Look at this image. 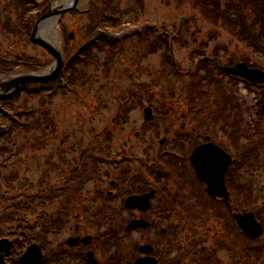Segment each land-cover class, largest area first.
<instances>
[{"label": "rangeland", "instance_id": "1", "mask_svg": "<svg viewBox=\"0 0 264 264\" xmlns=\"http://www.w3.org/2000/svg\"><path fill=\"white\" fill-rule=\"evenodd\" d=\"M41 1L38 2V5L40 3V8H38L40 11L37 13L35 20L33 19L32 31H34L40 19L51 10V7L55 6L57 8L64 2V0ZM93 1L79 0L77 14L74 11H68L62 15L51 17L40 30L39 36L43 38L42 30L52 20L57 21L56 28L59 33L57 46L63 53L65 61L62 75L67 65L73 62L72 60L77 54L81 56V54L88 52L90 48L95 46L91 45L84 50L83 48L90 44L88 43L89 40L94 35L103 32L101 28L97 27L93 34H89L91 20L86 14L90 12L94 4ZM262 1L258 6H254L256 1L253 0H114L112 3L114 10L111 11L112 14H115L113 24L123 25V29L113 32L115 35L130 34L131 31L128 30L130 26L139 25L144 30L147 25L153 26L155 30L152 32L155 35L151 38V41L142 43H136L128 39L126 40L127 44H120V47L113 52H98L99 49H94L90 54L89 52L86 53L89 57V59L86 58L87 62L91 58L94 60L90 63L82 60V56L77 57L75 61L79 63L75 68H78L80 72L85 71L86 77L82 79V82L78 81L76 83L73 89L77 91H75L76 93L67 86L62 88L63 85H61V88H57V93L52 98H50L51 92L44 93L40 97H32L27 94L20 97L18 104L40 107L41 113L38 112V115H43L44 119L47 118V120L46 124L43 123L44 127L41 130L33 131L28 136L24 137V134L15 132L11 134L13 141L11 145L5 141H0V149L9 147L10 152H12L9 155L11 158L7 157L4 160L9 167L5 172L0 171V211L6 208L2 203V199H12L10 191L6 190V186L9 190H13L10 188V184L15 189L17 184L22 185L23 182L28 184L29 188H32L33 184H37L29 192L30 197L37 198L42 194L37 192L38 187H40L38 184L42 181L41 190L43 193H51V196L58 195V187L60 188L61 185H59V179L62 171L71 170L72 158L74 156L78 157L77 149L81 151V148L90 147L91 144L104 146L109 141L108 138L112 140L110 143L113 147V157L122 155L128 150L129 154L142 155L148 152L142 148V145L147 142L153 144V150L154 147L156 150H164L166 146L159 147L160 141L164 138H168L171 146H175V131L170 128L169 131L167 130L168 126L171 125L170 119L166 121L160 116L159 122L155 121V123L148 124L144 121L143 111L148 104L145 102L151 99L163 100L166 104L162 106L166 105L168 108H172L173 115H178L179 119L186 118L187 108L191 107L189 104L190 95L196 97L198 101L202 100L200 97L198 98L194 91L195 87L205 84L201 81L202 78H199L201 75L206 77L212 74L213 79L211 80L216 78L213 83H223L224 91L226 88L227 91L225 92L233 94L232 97L225 95L214 97L215 89L213 88L208 97L211 101H216L215 98H217L219 102L223 99L227 102L228 107L219 105V108H222L221 116L224 115L225 118L220 122L226 129L231 128L232 133H240V130L242 136L246 133L249 138L246 137L245 142L248 144L257 140L259 145L255 154L258 155L257 150L259 151L260 147H264V116L257 114V112H260L261 107L259 108V106L264 102V92L258 93L255 90L248 92L247 88L242 86L236 88L234 83H228V80L219 74L218 66L248 63L252 66L256 65L257 69L264 71V54L258 53L246 42L241 41L240 34L236 36L233 27L226 24L221 26V22L224 23L223 21L229 20L231 22L240 19L241 21L248 19L247 22L253 24V20H250L251 16L256 15L257 18H260L264 15V0ZM213 3L216 4L215 7L210 6ZM204 6L207 10L211 8L210 11L216 9V15L209 17L210 20L220 21L218 24H212V22L203 18L201 12L205 11ZM23 10L24 6L19 4L17 0H0V36H3L1 32L13 22L15 23L14 29L19 32L17 34V44L23 40V36L21 37L22 30L25 29L24 16L21 13ZM27 10L28 8L25 9V11ZM100 11L99 8L98 12ZM256 17L254 20L257 19ZM147 21L151 22L142 26ZM262 24L264 23L261 22L258 28H261ZM9 31L12 32L10 26ZM166 31L170 36L165 41L167 44L161 48L158 41H161V36ZM134 39H137V37ZM259 45L264 48V38L260 40ZM22 48L23 54H26L27 62H40L46 65L37 73L52 72L55 60L40 45L24 44ZM5 51H0V55L2 56ZM205 58L214 59V63L210 62L207 65L208 68L203 67L201 63L202 59ZM172 59L175 60V65L169 62ZM17 62V66L25 64L21 61V55L17 56ZM201 67L203 68L201 69ZM175 71L178 72L179 76L175 74ZM34 72L21 70L15 71L12 75L33 74ZM193 72L194 74L191 75ZM7 78V76L0 73V81ZM69 78L70 75L66 80L68 84L71 80ZM194 80L196 83H192ZM204 88L209 89L208 87ZM66 91H68V94L63 95ZM123 94H127V96H121ZM118 101H123V103L137 102V104L128 114H119L117 110ZM42 104L45 105L44 108L47 106L52 111V118L49 115L46 116ZM235 106L238 109L237 114L233 112ZM229 116L230 118L227 120ZM214 120L218 121L217 118ZM214 120L210 122L216 123ZM235 120L238 121L239 125L237 129L232 128ZM137 133L140 134L139 137H136ZM226 137H230L228 130ZM63 151L67 156H60ZM259 152L260 158H256L253 168L250 164L245 179L240 177L238 171L231 175V182L238 190L240 187L242 188L240 185L244 181H254V183L257 181L260 188L264 187V155L262 156L261 151ZM245 157L248 159V156L245 155ZM2 160L0 157V162ZM254 164L256 167H254ZM106 166L95 163V169L103 173L108 170ZM186 171L187 173H185ZM183 173L189 176L188 169L184 168ZM3 175L10 178L5 180ZM46 182L49 187L46 186ZM47 187L50 191H45ZM252 190L251 194H247L248 198L245 206L252 208L256 204L258 209L264 207V189L260 192L256 191L257 188H252ZM253 196L255 197L253 198ZM250 201L251 205H248ZM40 205L42 207V202H34L31 209H37ZM12 212L13 210H9L8 214ZM25 216L27 221L31 223L36 219L30 210L25 213ZM229 217L230 215L227 218L223 216V218H226L224 223L221 221L216 223H213V221L204 222L200 232L194 235L195 241L210 240L213 243V248L215 247L213 253L216 255L213 254L212 257L211 254L210 257L211 261L215 260L217 264H222L224 261L225 263L230 262L229 253L226 250H220L221 245H219L224 238L227 240L230 238V234L226 229L229 225ZM202 218L204 217L202 216ZM97 221H103L100 215L97 217ZM201 225V223L197 224V226ZM10 226H6L4 230L9 231ZM204 230H207L208 234L205 235ZM239 237L241 236L238 235L237 238L239 239ZM261 240L264 241V235ZM196 250L193 249L194 255L198 252ZM256 251L257 256L248 264H264V250ZM211 261L209 260L208 263L213 264ZM236 261V264H244L243 259ZM232 263H235V261L232 260Z\"/></svg>", "mask_w": 264, "mask_h": 264}, {"label": "flooded vegetation", "instance_id": "2", "mask_svg": "<svg viewBox=\"0 0 264 264\" xmlns=\"http://www.w3.org/2000/svg\"><path fill=\"white\" fill-rule=\"evenodd\" d=\"M153 103L150 107L157 113L154 122H159L161 100L154 99ZM233 109L237 114L236 106ZM166 114L172 119L170 129L176 137L175 146L168 144L169 139L164 144L160 141V148L169 146L163 152L155 147L153 150L152 143L143 142L142 148L148 152L139 155L129 154L128 150L113 157L110 138L101 148L93 145L81 151L77 149L78 157L72 158L71 170L62 171L59 179L58 203L53 209L58 211V217L49 223L48 219L28 223L24 235L30 243L25 250L20 248L23 234L14 227L9 237L14 245L5 256L6 264H23L21 256L30 245L39 246L42 255V260L37 262L39 255L35 251L30 264H136L147 257L155 258L157 264H209L211 254L216 255L213 243L195 241L194 235L200 232L204 222L224 223L229 215L226 229L230 238H224L219 245L220 250L229 253L230 262L222 264H236L241 259L248 264L253 260L257 243L238 239L237 234L241 236L242 232L233 222L234 214H243L241 192L231 182V175L240 166L239 134L220 123L214 122L211 127V118L197 122L190 113L181 119L172 112ZM210 142L230 153L233 162L239 158L226 179L230 192L228 203L207 193L191 163L195 148ZM60 156L67 155L63 151ZM95 163L107 165L106 173L95 169ZM88 165L95 169L93 174L86 169ZM184 168L189 170V176L184 175ZM44 195L49 197L50 193ZM131 197L142 199L140 209L127 207ZM99 215L102 222L97 221ZM131 221L142 225L128 231ZM199 223L202 225L197 226ZM6 226L0 224V230ZM203 232L208 234L207 230ZM146 248L148 253L144 252ZM193 249H197V254L194 255ZM211 262L217 264L215 260Z\"/></svg>", "mask_w": 264, "mask_h": 264}, {"label": "trees", "instance_id": "3", "mask_svg": "<svg viewBox=\"0 0 264 264\" xmlns=\"http://www.w3.org/2000/svg\"><path fill=\"white\" fill-rule=\"evenodd\" d=\"M39 1L40 0H37V1L36 0H17L19 4H22L24 6V10L21 13L24 16L25 29L22 30V34L20 33L21 37L23 36V40L21 42H18L17 44V40H18L17 34L19 32L17 31V29L16 30L14 29L15 23L13 22L10 25L8 24L12 32L9 31V26H7L1 32L3 36L2 35L0 36V51H5V50L7 51H5V53H3L2 56L0 55V72L14 73L15 71H21V70L38 71L46 66L45 64L40 63V62L39 63L27 62L26 54L25 53L23 54L22 52V49H23L22 45L24 47V44L26 45L31 44L30 34L32 32V27L34 23L33 19L35 20L37 13L40 11V9H38L40 8L39 7L40 3L38 5ZM113 1L114 0H94L93 1L94 4L92 5L90 12L86 14V16H88L91 20L89 23V28L91 30L89 32L90 35L94 33V30H96L97 27L101 28L103 31H119L123 29L122 24L120 25L119 23H117V25L113 24L115 22L113 19L115 14L111 13V11L114 10L112 7ZM210 6L215 7L216 4L213 3V4H210ZM26 8H28L27 11H25ZM99 8L101 9L100 12H98ZM203 9L205 11L202 12V15L205 16L206 18H209V21L212 22V24L214 23L218 24L219 21L210 20L211 18L209 17V16L214 17L216 9H214V11H210L209 9L211 8L207 10L205 6L203 7ZM256 20L253 21V24L252 23L249 24V22L247 21H241V19L236 20V21H231V22L229 20L223 21L224 23L221 22V24L222 26H225L224 24H226L230 27H233L235 29L234 34L236 36H239L240 34L241 41L246 42L248 46L253 47L258 53L264 54V48H261L259 45L260 40L264 38V24H262L261 28H258L261 22L264 23V19L259 18ZM154 35H155L154 32H152L151 30H147L143 34L136 36L137 39H134L136 38L134 37L130 39L129 41H134L136 43L151 41V38ZM165 41L166 39H163V38H161V41L160 40L158 41V44L160 45L161 48H163V46L167 44ZM9 42L10 44H8ZM125 44L127 43L125 42ZM119 47H120V44H111V43H108L106 40L101 39L98 41V43L93 48H90L88 52L90 54L91 51H93L94 49H99L98 52H103V51L113 52ZM86 53L84 52L83 53L84 56L83 54H81V56L83 57L82 60L87 62L86 58L89 59V57H87L88 54ZM18 55H21V61L25 64H20L19 66H17V63H18L17 56ZM92 61L94 60H92L91 58V60H89L87 63H90ZM169 62L173 64L172 60H170ZM78 63L79 62L77 61H73L70 65H67L63 75L60 78V80H67L68 75H70L71 80H69V84L67 83V87L71 89L72 91H74V93L77 92L76 90H73L76 86V83L78 81L82 82V79H85L86 77L85 71L80 72L78 71V68H75V66ZM175 74L178 75V72L175 71ZM199 78L200 79L202 78L201 81L204 83H213L216 80V79L211 80L213 79L212 74H209V80L205 79L203 76ZM194 81L192 83H196V81L195 82ZM51 85L52 86L50 90H47L44 88H38L40 86H37V85L35 87H37L36 89L38 90H34L30 86H28L27 91L24 94H27L28 96H32V97H40L44 93L47 94L49 92H52V90L54 91L55 84H51ZM56 93L57 92L50 95V98L54 97ZM198 93L201 95L200 92ZM64 94H68V91L64 92L63 95ZM21 96L15 99H9V100H4L0 102V141H5L9 143L10 145L13 142L11 138V134H14L15 132V133L24 134V137L28 136V134H30L33 131H36L38 129L41 130V128L44 127L43 123L45 122L46 124V120H47V118L44 119L43 115H38V112L41 113L40 107H32V106H27V105L23 106L21 104H18L19 100L21 99L20 98ZM121 96L126 97L127 94H123ZM194 103L196 107L202 110V103H199L197 100H195ZM23 104L25 105V103ZM44 106L42 104V108H44ZM117 110L119 111V114H121V111H123L121 104L118 106ZM44 113H46L47 117L49 115L52 118L53 113L50 109L47 108V106L44 108ZM0 151H1L0 157L1 159H3L0 162V171L5 172L6 169L9 167V165H6L7 163H5L4 160L7 157L9 158L10 157L9 155L12 152H10L9 147H3L2 149H0ZM259 151H261V155L263 156L264 147H260ZM259 151L257 150L258 152V155H256L257 158H260ZM4 177H5V180L10 178L6 176ZM34 185H37V184H33L31 186L32 188H29V185L23 182L22 185L17 184V188L15 189L14 186L11 187V184H10V188L13 189L14 191L9 190V188L6 186V190L10 191V195L12 196V199L10 200H4L6 198L2 199L3 200L2 203L5 205L6 208L0 211V224H7V223L9 224L10 222H17L21 225H24L27 223V219H26L27 215L25 216V213L29 211V207L31 206V203L32 201H34V199H35V202L38 200H42L45 203L51 200V197H45L42 194L39 195V197L37 198H34V196L30 197L29 192L33 188L36 187ZM38 185L40 187H38L37 192L42 193V190H41L42 181L39 182ZM46 186H48L47 182H46ZM48 187L47 189H45V191H50ZM9 210H13V212L11 214H8ZM37 215L41 217L39 219V222L43 219H48L47 222L49 223V222H52L54 218L58 217V211H55V212L49 211L48 213H46L45 210L41 208V210L37 212Z\"/></svg>", "mask_w": 264, "mask_h": 264}, {"label": "water", "instance_id": "4", "mask_svg": "<svg viewBox=\"0 0 264 264\" xmlns=\"http://www.w3.org/2000/svg\"><path fill=\"white\" fill-rule=\"evenodd\" d=\"M79 0H70L69 3L63 4L55 9L51 10L40 19L37 23L31 40L33 43L45 48L54 58L55 63L53 65V70L49 74L39 73V74H27L19 75L16 77H10L0 83V101L16 96L20 88L24 84L30 83H48L56 80L61 71L63 70L65 61L62 52L52 44L48 43L46 40L39 36L40 30L51 17L62 15L64 12L68 11H78ZM221 70L228 74L239 75L253 83H259L264 80V73L258 70L250 69L246 64H240L235 68H221ZM145 119L147 121L153 120L151 116V110H146ZM231 158L222 149L214 144H207L197 148L192 156V163L197 170V175L201 181H203L207 186V191L209 194L224 198L228 200V192L225 187V176L229 169ZM142 199L133 197L127 201V205L131 208H139ZM237 222L242 227L244 233L251 236L252 238H259L263 233L262 228L256 223L253 215H247L242 217L240 215L235 216ZM251 219V223H247V220ZM136 223H132L134 226ZM257 225V226H256ZM8 246L11 245L9 242H5ZM3 243H0V245ZM148 253V250H145ZM29 257V253L25 258ZM137 264H157L155 259H144L139 261Z\"/></svg>", "mask_w": 264, "mask_h": 264}, {"label": "bare ground", "instance_id": "5", "mask_svg": "<svg viewBox=\"0 0 264 264\" xmlns=\"http://www.w3.org/2000/svg\"><path fill=\"white\" fill-rule=\"evenodd\" d=\"M70 0H64L63 4H67L69 3ZM57 21L54 19L52 20V22H50L49 25H47L45 27V29L42 30V36H43V39L46 40L48 43L52 44L53 46H57V43L59 41L58 37H59V33H58V30L56 28V23Z\"/></svg>", "mask_w": 264, "mask_h": 264}]
</instances>
